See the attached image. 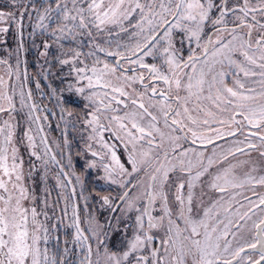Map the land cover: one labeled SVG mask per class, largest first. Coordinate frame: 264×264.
Instances as JSON below:
<instances>
[{
  "label": "snow or ice",
  "instance_id": "6c2138e0",
  "mask_svg": "<svg viewBox=\"0 0 264 264\" xmlns=\"http://www.w3.org/2000/svg\"><path fill=\"white\" fill-rule=\"evenodd\" d=\"M34 14L38 21L35 28L41 29L61 49L64 48L61 41L78 42L79 37L88 38L90 50L86 55L94 58L91 67L80 59L85 54L78 50L79 42L76 48L61 51L60 55L66 58L59 59V63L70 65L76 74L74 83L69 84V92L83 95L88 90L85 98L92 111L85 123L97 134L89 139L98 138L101 147L106 149L103 155L92 151L99 165L93 159L88 167L102 169L99 179L116 184L122 190L116 197L120 204L110 196L100 197L102 206L112 211L119 209V216L104 224L95 217L89 221L94 225L88 231L96 242L95 253L74 209V223L70 225L75 228L73 239L86 250L79 264H233L244 248L233 251L227 239L232 221L225 223L217 210L230 211L220 203L223 195L210 206H204L202 200L194 202L192 189L194 182L205 176L210 177L208 187L221 194L228 192L229 187L242 188L245 184L264 188V175L256 178L246 172L240 180L235 174L237 165L229 159H235L237 153L250 156L252 151H258L264 158V0H255V3L253 0H42L39 6L35 0H10L7 9L0 10V24L8 25L0 27V33H7L13 23L22 30L23 20L32 19ZM209 25L214 29L212 35L205 32ZM129 28L131 38L136 39L133 45L117 42L112 50L111 40H104L103 44L98 40L104 33L111 36L115 29L128 33ZM31 34L35 35V30ZM185 42L190 46L186 59L182 55ZM193 44L195 47H191ZM50 47L47 40L43 41L45 51L41 55L46 56ZM22 48L21 43L17 48V64ZM98 53L115 58V62L101 60ZM157 56L161 58L160 66L146 62L147 57L155 59ZM125 63L136 67L125 68ZM0 65H7L11 72L7 60L0 59ZM129 71L134 75H126ZM144 71L152 84L144 83ZM229 76L234 78L231 87L225 82ZM248 80L258 85L259 90L249 87ZM137 81L143 86V92H136L133 87ZM157 82L164 87H157ZM4 85V78L0 76V88ZM96 88L104 89L103 93L93 90ZM129 88L133 91L129 92ZM145 97L155 102L146 104ZM0 101L9 106L5 108L0 103V113L14 110L13 97L6 92L0 91ZM204 101L210 102L216 111L206 110ZM20 103L26 106L23 92ZM190 104L194 106L190 108ZM150 108L162 116L167 133L158 126V116ZM31 109L35 110L36 106L32 105ZM121 111L123 115H119ZM218 113H226L227 117L219 118ZM102 117L107 124L102 123ZM39 119V116L34 118ZM112 128L116 129V139L128 149L131 171L121 162L114 147L104 140L103 132ZM201 128L213 135H205L199 131ZM238 134L244 139L232 141L231 146L222 148L220 153L214 147L209 156L195 149H185L180 143L190 138L192 144L215 145L216 140ZM24 136L29 146L35 148L33 136L28 132ZM88 149L91 150V145ZM190 152L194 158L189 157ZM18 153L14 125L6 120L0 125V264H68L64 255H50L47 247L50 233L58 225L47 223L50 218L46 212L43 213L45 221H40L37 208L25 204L30 200L34 202L35 197L29 195L23 183V161ZM31 155L41 159L36 151ZM51 159L59 163L55 156ZM255 170L253 167L251 171ZM141 171L148 176L143 191L140 183L132 182L133 174ZM177 171L187 179L176 176ZM166 185L176 190L171 206L164 190ZM186 186L187 196L184 195ZM157 203L160 211L154 215ZM249 203L253 206L239 216L240 220L250 218L249 213L255 214L256 208L264 212V195L259 196V204L251 200ZM129 219L134 221L130 234ZM209 219H214L216 226H210ZM219 225H223L222 231ZM253 226L257 229L256 243H260L264 218ZM119 231L124 232V247L111 251L106 247V239L109 232ZM157 238L159 247L154 243ZM256 243L248 247L255 248ZM68 251L65 247L64 254ZM93 255L97 257L95 261ZM260 261H264V252L260 260L252 264H260Z\"/></svg>",
  "mask_w": 264,
  "mask_h": 264
},
{
  "label": "flooded vegetation",
  "instance_id": "af4514ba",
  "mask_svg": "<svg viewBox=\"0 0 264 264\" xmlns=\"http://www.w3.org/2000/svg\"><path fill=\"white\" fill-rule=\"evenodd\" d=\"M253 2L255 3V0H253ZM133 23H135V21H133ZM229 26L231 27V25ZM131 32L132 29L129 28L128 34H131ZM205 32L207 35H212L214 29H212L209 25L205 29ZM116 33L121 34L120 44H135L136 39H134V43L123 42L125 38H122V36L125 35H122L123 32H119V29L114 30L113 34ZM253 36L255 39L256 34L254 33ZM206 38L207 37H205V39ZM98 40L103 44L104 40H108V34L104 33V35L99 37ZM177 40H179V37H177ZM78 42L80 44L78 50L85 54L81 56L80 59L83 60L88 67H91L94 58L86 55L90 50L88 38L86 36L79 37ZM78 42L71 40L61 41L64 48L61 49L59 45L54 48L53 63L52 60L47 58V55L39 58L38 63L42 66L43 72L41 73L43 75L38 73L37 77H34L35 80L32 82H28L29 78L26 74H24V79H20V74L14 69L15 60L12 57L10 59H6L8 64L11 65V72L9 73V68L5 65L7 68V75L4 92L13 97L15 108L14 110L0 113V125H3V122L6 120L10 121L14 125L16 147L19 149V158L23 161V172L25 177L23 183L28 189L29 195L35 197L34 202L29 201L28 207L34 206L37 208V212L40 213L38 216L40 221H45L43 213L46 212L50 218L47 223L58 225L56 230L50 233L51 238L48 241L47 247L49 248L50 255H64L68 264H79V261L83 259L86 251L76 244L73 239L75 235V228L70 225H73L74 223V209L79 216L81 229L84 230L85 235L90 237L89 242L92 244L93 252L95 253L96 242L94 239H91V233L88 231V229L94 225L90 224L89 221L92 217H95L100 224H104L106 221L112 220L113 217L119 216V209L112 211L107 206H102V200L100 197L105 195L110 196L116 204H120V201L116 200V197L120 191H122L118 185L99 179V176L103 175L102 169L99 167H88V163L93 159H96L97 164L99 165L98 158L92 157V151H96L100 155H103L106 151V149L101 147V144L98 142V138L89 139V137L96 136L97 134L93 133L92 129L85 123L86 119L89 118L88 114L92 111L90 102L85 98L89 95L88 90L86 89L83 95L76 92L74 93L73 91L66 92L65 90H61L64 76L63 71L69 72L73 70L71 66L70 69H66V66L59 63V59L62 57L60 53L61 51L67 52L69 49L68 46L76 48ZM104 46L108 47L106 44ZM177 46L179 47L180 45L178 44ZM189 47L188 43L185 42L182 52L185 59L187 58ZM191 47H195V45L193 44ZM112 50L115 49L112 48ZM120 50L123 51L124 49L121 48ZM98 55L101 60L106 59L110 64L115 62V58L113 57H105L103 53H98ZM133 59H135V57H133ZM146 62L160 66L161 58L159 56L155 59L153 57H147ZM47 65L55 67L52 74L53 76L47 74L50 71V69H47ZM78 66L83 67V65ZM124 67L129 68L136 66H130L125 63ZM217 70H219V65L217 66ZM89 75H91V73H89ZM126 75L131 76L134 75V73L129 71ZM144 75L146 77L144 83L152 84L153 81L147 78L148 73L146 71H144ZM52 78H54V86L50 88V80ZM233 79L234 78L231 76L226 78L225 82L229 87L232 86ZM15 80H18L19 84H21L19 90L15 86ZM24 80H26V82H24ZM246 83L249 87H256L257 90H259V86L252 84L251 80L246 81ZM156 86L161 88L164 87V85L159 82L156 83ZM133 87L136 92L144 91V88L139 81H137ZM93 90L101 94L104 91V89L101 88ZM128 91L132 92L133 89L129 88ZM21 92L24 93L26 105L24 107H22L20 103ZM29 93H31L30 99L28 98ZM157 99H159V97H157ZM154 102L155 101L149 102L147 97H145L146 104ZM6 105L7 106H5V108H8L9 106L7 103ZM32 105L36 106L35 110L31 109ZM193 106V104L189 105L190 108ZM203 106L206 107V110L211 109L212 111H216V109L208 101H204ZM120 107L122 108L123 106ZM173 107H175V105H173ZM150 110L154 115L158 116V126L162 131L167 133L169 130L164 127L162 116L159 115L156 109L150 108ZM69 113H71V115H69ZM119 115H123V111H121ZM193 115H196V113H193ZM36 116L40 117L38 121L34 120ZM218 116L223 119L227 117V114L218 113ZM200 118H203L202 114ZM101 120L104 124L108 123V121L104 120L103 117ZM213 127L220 126L218 124H213ZM40 129H42V131ZM221 130L226 131L225 129ZM115 131L116 129L112 128L110 131L103 132L104 140L109 145L114 147V150L121 162L125 164L129 171H131V165L127 162L128 149L125 148L124 143L116 139L114 135ZM199 131H203L205 135H213L206 128H201ZM245 131L247 132V129ZM252 131L257 130L253 129ZM25 132H28L29 135L33 136L35 148L29 146L28 141L24 136ZM174 135H183V133H175ZM22 138L23 143H20ZM243 139L244 137L238 134L237 137H226L225 140H216L215 145H201L199 142L197 144H192L190 138L188 140H181L180 143L185 149H195L197 152H203L205 156H209L212 155L214 147L215 151L220 153L222 148L226 149L230 147L232 141ZM252 139L255 140L256 138L253 137ZM88 145H91V150L88 149ZM46 149L47 154H45ZM32 151H36L41 159H37L35 156H32ZM52 156H55L59 163L53 162L51 159ZM189 157L194 158V154L190 152ZM256 157L260 158V161L255 159L251 162V160ZM229 159L234 165H237L235 174L240 180L244 178V174L246 172H251V174L256 178L264 175V158L260 157L258 151H252L250 156L237 153L235 159L232 157H229ZM245 160L249 163H247L246 166L244 164V167L238 163ZM45 161H47V163H45ZM9 163H11V160H9ZM253 167L256 169L254 172L251 171ZM211 171L214 172L215 168ZM193 174H195V169H193ZM175 175L187 179V177L179 171H177ZM133 176L134 178L132 182L134 184L140 183V190L143 191L144 184L148 182V176L144 171H141L138 174H133ZM209 180L210 177L205 176L202 177L200 181L194 182L195 187L192 189L193 199L194 202L202 200L204 206H210L215 200L219 199L220 196L223 195V200H221L220 203L224 208H230V211L225 213L222 208L217 210L220 212V218L224 219L225 223H227L228 220L232 221V226L230 227L227 239L231 242V248L233 251L240 247L244 248L240 257L233 260V264H252V262L260 260V254L261 252H264V233H261L259 237L260 243H256L258 239L256 235L257 229L253 226V223H258L259 219L264 218V212H262L259 208L254 209L255 214L250 212V218L247 217L246 219L248 220V223L246 224L244 222L243 225H241L239 216L242 215L248 208L253 206L249 203V200L253 201L255 204H259V196L264 195V188L255 184H247L248 190L246 191L239 188L229 187L228 192L221 194L208 187ZM129 187H131V185ZM164 190L168 193L169 205L171 206L176 190L174 187L169 185H166ZM187 192L188 189L186 186L184 189L185 196H187ZM245 197L248 199H245ZM45 201L47 202L46 204ZM241 205H243V207H241ZM65 210L67 212L66 215ZM159 211L160 205L157 203L154 215H158ZM129 215L131 216L132 214ZM127 222L130 225V234L131 225L134 221L133 219H129ZM207 222L210 226H216L214 219H209ZM121 223L123 224L124 221ZM218 227L221 231L223 230V225H219ZM232 233H235V236H233ZM66 240L67 244L65 243ZM124 241L125 236L123 231L109 232L105 243L109 250L116 251L124 247ZM154 243L156 247H159L158 238ZM221 243H223V241H221ZM253 243H256L255 248L248 247V245ZM65 247L69 250L67 254H64ZM101 251H103V248ZM96 258L97 257L93 255L92 259L94 261ZM228 258L232 259L231 256H228ZM260 264H264V261H260Z\"/></svg>",
  "mask_w": 264,
  "mask_h": 264
},
{
  "label": "rangeland",
  "instance_id": "374dc122",
  "mask_svg": "<svg viewBox=\"0 0 264 264\" xmlns=\"http://www.w3.org/2000/svg\"><path fill=\"white\" fill-rule=\"evenodd\" d=\"M35 2L37 4V6H39L40 3H42V0H35ZM2 4H5V5L3 6ZM9 4H10V0H0V10L7 9V7L9 6ZM37 22L38 21L36 19L35 14L33 15L32 19H28L26 17L23 20L22 33L25 34L26 40L28 38V41L34 42L35 40H39L41 42V43L38 44V52H37L38 58H42L43 57L41 55V53L45 51V49L43 48V41H45L47 39V42H49V44L51 45V47L47 50V52H48L47 58L50 59V60H52V63H53V59H54L53 50H54V48H56V46L58 44L54 43L53 40L51 38H49L46 34H44L41 29L35 28V25L37 24ZM34 30H35V35H32L31 33H33ZM122 35H125V36H122V38H125V40L123 42H125V43L126 42L134 43V39L131 38L130 34L123 33ZM39 36H41V37H39ZM120 37H121V34H118L117 35V33L116 34H113L111 36H108V40H111L112 41L111 48H114L115 49L116 43L117 42H120ZM9 40H11L13 43H11V41L9 42V41L5 40V36H3V34L1 35V37H0V59L6 60L7 59L6 57H8V55H9L7 53H12V54L14 53V55L17 53L16 46H14V42L15 41L13 39H9ZM10 44H12V45L10 46ZM68 48L70 49L72 47L68 46ZM62 58L63 57H61V59ZM64 58H66V57H64ZM63 66H66L65 67L66 69H70V65H63ZM50 67L51 66H48L47 65V68H50ZM63 74H64V76H63V84L61 85V90L62 91L65 90L66 92H69V90H68L69 84L70 83H74L76 74H75L74 71H69V72L63 71ZM6 75H7V73H6V67L4 65H0V76H2L4 78V81H6ZM14 82H15V86L19 90V88L21 87V84H19V81L18 80H15ZM50 85H51L50 88L54 86V78H52L50 80ZM4 89H5V85L2 88H0V91H4ZM73 92L75 93V91H73ZM0 103H2L4 105V107L7 106L6 105V102H4V101H0ZM255 159L257 161H260V158H257L256 157V158H253L251 160V162H253V160H255ZM245 166H246V164H245ZM243 167H244V164H243ZM239 175H240V172H239ZM239 189H242L243 191L248 190L247 184H245L244 187L239 188ZM251 189L253 190L252 187H251ZM30 202H31V200H30ZM28 203H29V201H26L25 202L26 206H28ZM246 219H247V217L244 220H240L241 225H243L244 222L246 224L248 223V220H246Z\"/></svg>",
  "mask_w": 264,
  "mask_h": 264
},
{
  "label": "trees",
  "instance_id": "16d2710c",
  "mask_svg": "<svg viewBox=\"0 0 264 264\" xmlns=\"http://www.w3.org/2000/svg\"><path fill=\"white\" fill-rule=\"evenodd\" d=\"M2 5L4 6L5 4ZM0 27H8V25L0 24ZM18 27H19L18 24L13 23L7 33H0V37L3 34V36H5V40L9 42L11 41L9 39H13L15 41L14 46H16V50L19 44L21 43L23 44V48L20 49L19 51V64H17V53L15 55L14 53L13 54L7 53L9 55L6 58L10 59L12 57L15 60L14 69L20 74V79H24L25 78L24 74H26L27 77L29 78L28 82H32L35 80L34 77H37L38 73L40 74L41 72H43L42 66L38 63L39 58L37 56L38 44L41 42L39 40H35L34 42L28 41V38L26 40L25 34L22 33L21 35L22 30L19 27L20 31H18ZM11 43L13 42L11 41ZM11 45L12 44H10V46ZM47 69H50V71L48 70L49 72L47 74L52 76L55 67L51 66L50 68ZM6 73H7V68H6ZM24 82H26V80H24Z\"/></svg>",
  "mask_w": 264,
  "mask_h": 264
},
{
  "label": "water",
  "instance_id": "95a60500",
  "mask_svg": "<svg viewBox=\"0 0 264 264\" xmlns=\"http://www.w3.org/2000/svg\"><path fill=\"white\" fill-rule=\"evenodd\" d=\"M18 31H20L19 27H18ZM20 34V33H19Z\"/></svg>",
  "mask_w": 264,
  "mask_h": 264
}]
</instances>
